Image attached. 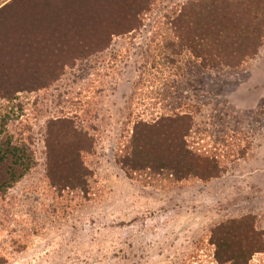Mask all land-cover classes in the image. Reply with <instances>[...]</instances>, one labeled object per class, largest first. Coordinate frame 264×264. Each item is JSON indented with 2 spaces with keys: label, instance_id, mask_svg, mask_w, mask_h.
<instances>
[{
  "label": "rangeland",
  "instance_id": "obj_1",
  "mask_svg": "<svg viewBox=\"0 0 264 264\" xmlns=\"http://www.w3.org/2000/svg\"><path fill=\"white\" fill-rule=\"evenodd\" d=\"M189 1L155 0L139 28L49 88L0 98V133L29 144L37 160L0 199L4 264H220L217 225L254 215L264 230V45L237 68H204L172 43V21ZM174 111L193 113L190 141L215 152L222 173L166 186L130 178L117 162L125 136ZM63 116L96 139L91 194L60 195L46 177L47 125ZM250 264H264V252Z\"/></svg>",
  "mask_w": 264,
  "mask_h": 264
},
{
  "label": "trees",
  "instance_id": "obj_2",
  "mask_svg": "<svg viewBox=\"0 0 264 264\" xmlns=\"http://www.w3.org/2000/svg\"><path fill=\"white\" fill-rule=\"evenodd\" d=\"M5 0H0V5ZM155 0H11L0 7V98L52 86L80 60L107 49L114 36L140 27ZM176 50H187L208 69L237 68L264 45V0H190L172 21ZM193 113L174 111L135 122L117 155L131 178L166 186L192 178L211 180L223 171L212 150L190 138ZM4 132V131H2ZM46 177L63 191L91 194L94 135L69 116L53 118L46 134ZM37 165L31 146L0 133V199ZM256 216L220 223L211 242L220 264H250L264 252ZM0 264H4L0 258Z\"/></svg>",
  "mask_w": 264,
  "mask_h": 264
}]
</instances>
